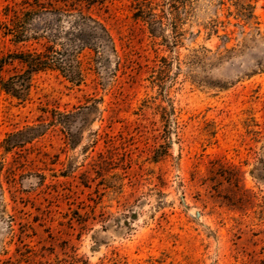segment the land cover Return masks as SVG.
I'll return each instance as SVG.
<instances>
[{
	"label": "rangeland",
	"instance_id": "obj_1",
	"mask_svg": "<svg viewBox=\"0 0 264 264\" xmlns=\"http://www.w3.org/2000/svg\"><path fill=\"white\" fill-rule=\"evenodd\" d=\"M33 52L72 69L0 89V264H264V0H0Z\"/></svg>",
	"mask_w": 264,
	"mask_h": 264
},
{
	"label": "trees",
	"instance_id": "obj_2",
	"mask_svg": "<svg viewBox=\"0 0 264 264\" xmlns=\"http://www.w3.org/2000/svg\"><path fill=\"white\" fill-rule=\"evenodd\" d=\"M46 8H44L42 5H36L35 7H31L29 13H27L29 16H36L38 13L44 12ZM58 11L59 13L66 14L67 11L62 9L54 10ZM239 16L241 22L244 23V27H249L252 30H257L259 33L258 28L254 26H258L255 18V6L252 3L247 4H241L239 5ZM82 16V13L79 14ZM92 20L91 18H89ZM13 39L18 42L20 40V37L13 36ZM227 39V38H226ZM33 40H36L33 38ZM52 42L56 41V37H51L50 39ZM48 53H28L27 55H21L19 58V61L21 64H23L26 67V71L23 73H17L13 75L12 77H9L7 80L3 78V72L7 65V62L5 59H0V89L4 91L6 94H9L13 97H15L18 100H22L23 102L26 101L30 95L31 91V84H32V76L35 74H38L40 72H44L47 70H71L72 66L70 63H66L64 59L57 58L59 56V53L53 52L52 57ZM164 58L161 59V61ZM74 61H72L73 63Z\"/></svg>",
	"mask_w": 264,
	"mask_h": 264
}]
</instances>
